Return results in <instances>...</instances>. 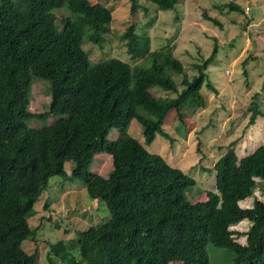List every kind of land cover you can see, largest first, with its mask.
<instances>
[{
	"label": "trees",
	"instance_id": "1",
	"mask_svg": "<svg viewBox=\"0 0 264 264\" xmlns=\"http://www.w3.org/2000/svg\"><path fill=\"white\" fill-rule=\"evenodd\" d=\"M139 1L128 0L133 10L142 8ZM142 1L156 11L172 10L178 2ZM220 8L242 12L232 3ZM60 10L65 16L59 27ZM112 13L90 0H0V264H36V255L21 245L35 239L28 216L52 177L80 179L89 199L105 204L109 215L73 240L50 245L48 264H56L53 258L61 264H209L208 244L227 250L233 264H264V203L253 198L250 207L239 205L258 182L264 194V144L242 158L235 144L229 147L212 167L216 192L192 203L186 190L195 186L194 179L128 134L134 120L145 145L157 134L173 142L162 127L172 112L183 124L190 108L205 107L200 91L218 48L188 76L172 48L151 51L150 39L131 24L113 36L139 62L92 63L83 47L104 42ZM145 59L149 67L139 65ZM32 78L49 84L45 112L30 111ZM206 88L216 92L210 84ZM249 111V126L264 117L255 102ZM50 116L56 120L49 126L28 125ZM112 130L118 133L114 140L108 138ZM99 154L111 158L107 178L90 170ZM244 220L250 226L241 244L230 227Z\"/></svg>",
	"mask_w": 264,
	"mask_h": 264
},
{
	"label": "rangeland",
	"instance_id": "2",
	"mask_svg": "<svg viewBox=\"0 0 264 264\" xmlns=\"http://www.w3.org/2000/svg\"><path fill=\"white\" fill-rule=\"evenodd\" d=\"M90 1L113 11L110 32L104 36V42L100 45L87 43L83 47L92 63L112 58L131 66L138 63V59H130L123 42L113 36H120L131 24L136 26V32L150 39L151 51L172 48L188 76L196 75L193 65L207 59L214 46L218 48L205 71L206 81L200 91L205 107L194 111L190 108L183 124L172 112L162 127V132L169 134L173 142L157 134L150 145H145L140 125L133 120L128 128V134L142 143L149 153L161 156L170 166L194 179L195 186L186 190L189 202L206 201L207 193L216 192L212 167L229 147L235 144V152L242 158L264 144V117H257L253 126L248 125L252 102L257 103L264 114V0H178L168 11H156L154 5L142 0L139 4L146 11L140 7L133 10L128 0ZM229 3L239 6L242 12L220 8ZM245 8L249 10L245 12ZM202 13L219 21L221 27L204 19ZM64 14V10L55 13L59 27V19ZM139 65L149 67L150 60L145 59ZM206 84L216 92L208 90ZM48 88V82L32 78L28 89L31 112L47 111L50 103ZM55 120L50 116L45 121H31L28 125L37 129L49 126ZM117 136V131L112 130L108 138L114 140ZM70 169L71 164H66L68 174ZM90 170L107 178L112 170L110 156L96 155ZM48 187L34 205V212L28 216L30 227L37 229L35 239L21 245L27 254L36 255V264H48L50 245L73 240L77 232L96 226L104 221L105 214L107 218L109 215L105 204L89 199L80 179L52 177ZM253 198L264 203L260 182L254 196L241 201L240 207H250ZM249 226L245 220L230 227L231 231L237 232L233 239L244 244L242 234ZM206 252L209 264H233V257L227 250L208 244ZM53 260L61 264L57 258Z\"/></svg>",
	"mask_w": 264,
	"mask_h": 264
},
{
	"label": "clouds",
	"instance_id": "3",
	"mask_svg": "<svg viewBox=\"0 0 264 264\" xmlns=\"http://www.w3.org/2000/svg\"><path fill=\"white\" fill-rule=\"evenodd\" d=\"M248 10H249L248 8H247V9L245 8V10H244V11L246 12V11H248ZM260 146H261V145H260ZM257 148H258V147H257ZM250 154H251V153H250ZM244 157H245V156H244ZM256 181H258V180H256ZM252 196H254V193H253V195H252ZM252 196H251V197H252ZM251 197H249V198H251ZM249 198H247V199H249ZM245 200H246V199H245ZM252 201H253V199H252ZM244 221H245V220H244ZM247 222H248V221H247ZM248 223H249V222H248ZM238 224H239V223H238ZM238 224H237V225H238ZM249 224H250V223H249ZM235 226H236V225H235ZM231 227H232V226H231Z\"/></svg>",
	"mask_w": 264,
	"mask_h": 264
}]
</instances>
